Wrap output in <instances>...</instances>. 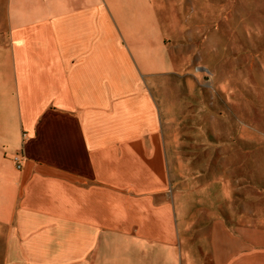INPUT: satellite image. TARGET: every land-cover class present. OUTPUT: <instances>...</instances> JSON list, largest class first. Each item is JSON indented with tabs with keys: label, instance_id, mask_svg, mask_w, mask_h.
I'll list each match as a JSON object with an SVG mask.
<instances>
[{
	"label": "crops",
	"instance_id": "1",
	"mask_svg": "<svg viewBox=\"0 0 264 264\" xmlns=\"http://www.w3.org/2000/svg\"><path fill=\"white\" fill-rule=\"evenodd\" d=\"M173 29L162 0H0L9 264H248L231 230L178 226L153 95L187 61Z\"/></svg>",
	"mask_w": 264,
	"mask_h": 264
},
{
	"label": "rangeland",
	"instance_id": "2",
	"mask_svg": "<svg viewBox=\"0 0 264 264\" xmlns=\"http://www.w3.org/2000/svg\"><path fill=\"white\" fill-rule=\"evenodd\" d=\"M162 6L187 58L153 91L179 229L217 223L248 264H264V0ZM6 234L0 223V264L20 256L6 252Z\"/></svg>",
	"mask_w": 264,
	"mask_h": 264
},
{
	"label": "built area",
	"instance_id": "3",
	"mask_svg": "<svg viewBox=\"0 0 264 264\" xmlns=\"http://www.w3.org/2000/svg\"><path fill=\"white\" fill-rule=\"evenodd\" d=\"M21 160H22V157L20 154H14L11 158V161L13 163V166L15 168V170H19L20 167H21Z\"/></svg>",
	"mask_w": 264,
	"mask_h": 264
}]
</instances>
